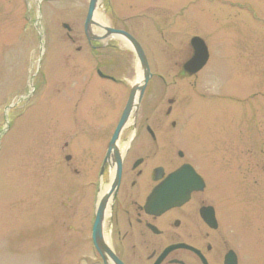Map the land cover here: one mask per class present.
I'll return each mask as SVG.
<instances>
[{
    "label": "rangeland",
    "instance_id": "374dc122",
    "mask_svg": "<svg viewBox=\"0 0 264 264\" xmlns=\"http://www.w3.org/2000/svg\"><path fill=\"white\" fill-rule=\"evenodd\" d=\"M25 1L31 22L39 12L44 15L47 37L42 46L37 30L27 28ZM118 1L125 17L137 15L144 20L150 15L155 19L153 26L145 20L130 22L147 47L151 35L170 42L182 30L183 36H198L206 42L211 59L198 75L203 84L195 78L165 76L169 84L178 81L173 94L181 87L175 110L184 129L193 126L192 132L201 133L197 146L192 141L197 136L184 131L191 139L188 147L195 165L209 175L202 153H209L215 166L221 164L217 173L221 182L218 186L212 183L211 189H217L214 194H219V200L235 196L229 209L236 212L238 234L255 250L252 258L264 260V0H168L158 4L172 5L176 12L179 6L186 7V18L178 25L181 28L166 27L161 22L166 15L151 11L152 4ZM85 5L86 0L41 4L0 0V264H90L87 233L93 203L88 196L91 188L88 191L84 184L94 180L96 167L92 172L90 166H81L82 175L76 177L71 172L73 161L66 162L64 157L71 153L74 130L97 131L100 123L92 116L103 117V110L115 108L117 94L109 91L102 104L86 103L91 115L82 116L79 126L74 125L69 106L80 110L83 101L72 96L73 85L80 84V88L88 78L83 71L89 67V58L85 62L80 58L88 53L82 28ZM103 12L101 8L98 14ZM71 16L81 26L82 39L76 44L68 40L62 27ZM77 47L84 48L82 54H76ZM188 56L191 53L181 61ZM130 60L132 72L125 78L134 82L136 61L132 56ZM155 60L163 66L162 58ZM92 84L94 88L109 83L96 78Z\"/></svg>",
    "mask_w": 264,
    "mask_h": 264
},
{
    "label": "flooded vegetation",
    "instance_id": "af4514ba",
    "mask_svg": "<svg viewBox=\"0 0 264 264\" xmlns=\"http://www.w3.org/2000/svg\"><path fill=\"white\" fill-rule=\"evenodd\" d=\"M131 1L136 6L152 4L151 11L166 15L161 22L169 28L182 26L186 18L185 6H179L180 12H176L172 5H158L168 0ZM89 3L90 0H86V14L82 23L88 53L84 58L80 57L83 62L89 58V67L83 71L88 78L87 83L80 88V84L73 85L72 96L82 99V109L86 103L102 104L103 99L109 96V91L117 94L115 108L103 110V117L98 114L92 116L93 120L95 118L100 123L98 130H82L73 136L69 144L70 161L74 163L70 168L72 174L81 176V166H90L92 172L96 167L94 180L84 185L88 191L91 188L88 196L92 202L95 198V204L104 203L96 244L92 230L94 215L89 220L87 241L92 251L90 264H264V260L252 258L255 250L244 243L242 234H238L236 212L229 209L235 203V196L225 195L226 199L219 200L218 193L214 194L217 189H211V185L218 186L221 182L217 178L221 164L215 166L216 160L209 158V153H202L201 161L205 169L209 170V175L195 165L188 141L196 135L197 138L192 141L199 146L198 137L201 133L190 131L193 126L184 129L175 110L178 101L176 93L181 87L178 86L173 94V86H177L178 81L174 79L169 84L165 74H174L175 78H191L185 70L190 56L181 61L190 53L193 54L191 37L183 36L184 30L178 32L180 36L175 41L170 42L164 36H160L157 41L151 35V45L145 46L132 29L135 27L130 26L133 20L143 19H138L137 15L125 17L118 0H97L94 15L103 8L100 17L106 24L91 21L88 37L85 35V21ZM144 20V23L154 25L155 19L152 16L148 15ZM155 25L159 24L155 22ZM62 27L71 43L76 44L82 39L81 26L72 16ZM108 29L124 31L139 42L147 60L146 71L143 73L151 76L140 96L137 111L130 118V125L117 135L114 142L116 125L131 94V88H124L120 77L132 72L130 59L134 54L132 49L120 44L123 42L120 37ZM136 29H139L138 24ZM164 44L171 46L163 48ZM83 49L77 47L76 54H82ZM169 51L171 53L164 56ZM157 58L164 60L163 66L158 64L155 60ZM137 72L136 67L134 73ZM99 74L115 77V88L109 90L110 85L106 84L92 88L94 85L89 82ZM81 109L75 111L76 122L82 116L86 118L91 115L88 108ZM113 121V128L107 130ZM184 131H189L191 136L188 138ZM79 165L80 169L77 168ZM191 169L199 177L198 180L192 179L197 188L190 193L188 189H183L177 204L169 205L170 199L174 198L167 196L168 189L164 188L168 179L179 170H187L188 178ZM229 182L235 183L233 179ZM244 182L249 183L246 180ZM159 188L162 189L156 198L154 195Z\"/></svg>",
    "mask_w": 264,
    "mask_h": 264
},
{
    "label": "water",
    "instance_id": "95a60500",
    "mask_svg": "<svg viewBox=\"0 0 264 264\" xmlns=\"http://www.w3.org/2000/svg\"><path fill=\"white\" fill-rule=\"evenodd\" d=\"M95 3H96V0L91 1L88 20H90L92 17L93 11L95 9ZM110 32L120 34V35L124 36L129 42H131L133 44V46L135 47L136 51L138 52L139 59L141 61L142 66L145 67L144 56H143L141 48L139 47L137 42L130 35H128L124 32H120V31H110ZM192 44L194 46L195 52H194L193 58L186 65V69L189 71L190 74H195L206 64L207 59H208V54H207V50H206L203 42L200 39H194L192 41ZM148 80H149V76L145 75L143 85H146ZM132 106H133V101H131L129 103V105L125 111V114H124V116H123L117 130H116L117 133L123 128V125L127 121L129 114L131 112ZM173 177H174V179L172 181L173 184L172 183L171 184L173 185V188H174L175 194H176V189L179 187L182 188V186L179 185L180 181H178L181 179V177L178 174H175ZM95 230H96V227H95Z\"/></svg>",
    "mask_w": 264,
    "mask_h": 264
},
{
    "label": "bare ground",
    "instance_id": "6f19581e",
    "mask_svg": "<svg viewBox=\"0 0 264 264\" xmlns=\"http://www.w3.org/2000/svg\"><path fill=\"white\" fill-rule=\"evenodd\" d=\"M93 19H95L96 21H98L100 24L102 25H105L106 22L100 17V15L98 16L97 14L96 15H93ZM139 71V70H138ZM143 78V74H142V71L139 72V80H142Z\"/></svg>",
    "mask_w": 264,
    "mask_h": 264
}]
</instances>
